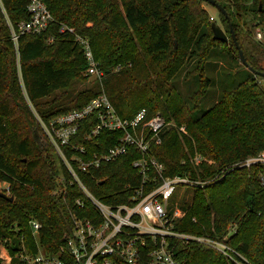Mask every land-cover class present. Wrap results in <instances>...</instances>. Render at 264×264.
Wrapping results in <instances>:
<instances>
[{"label":"trees","instance_id":"1","mask_svg":"<svg viewBox=\"0 0 264 264\" xmlns=\"http://www.w3.org/2000/svg\"><path fill=\"white\" fill-rule=\"evenodd\" d=\"M44 1L53 21L41 34H21L16 46L10 23L17 27L29 19L30 0H0V181L14 197L10 201L0 194V239L12 242V264H23L16 255L23 246L37 251L30 219L41 222L39 240L45 249L56 252L72 228L73 213L93 209L75 205V197L81 196L76 185L54 192L65 169L35 112L48 122L82 108L101 92L123 118L146 108L149 116L161 112L173 122L164 129L162 143L150 147L165 175L210 180L193 188V202L185 206L175 229L217 240L229 235L227 243L245 256L246 264H264V163L244 165L264 152L260 76H247L203 114L199 103L208 79L203 76L189 101L172 84L188 64L193 68L187 77L202 74L214 48L233 55V47L238 53L227 17L219 11L229 36V42H222L213 37L217 21L205 6L212 5L204 0ZM216 1L228 12L249 64L264 71V43L255 37L257 28H264V0ZM77 35L90 40L105 75L92 87L74 92L78 82L89 78ZM84 132L77 142L91 152L108 151L122 134L106 131L90 141L83 138ZM196 154L203 157L198 164ZM139 157L140 150L130 146L127 154L88 175L87 185L107 203L126 202L140 183L132 165ZM173 246L184 264H230L205 244L176 240Z\"/></svg>","mask_w":264,"mask_h":264},{"label":"built area","instance_id":"2","mask_svg":"<svg viewBox=\"0 0 264 264\" xmlns=\"http://www.w3.org/2000/svg\"><path fill=\"white\" fill-rule=\"evenodd\" d=\"M27 11L29 19L11 26L12 40L18 45L21 34H41L51 21L52 13L44 0H30ZM214 20V17L211 16ZM62 27L61 31H65ZM255 37L264 43V32L256 30ZM53 37L50 41H53ZM76 40L83 46L87 61L85 74L102 79L105 72L100 69L91 42L77 35ZM36 118L54 147L59 163L64 167L58 177L55 193H64L76 185L81 196L75 197V205L91 210L73 213V225L65 236V243L56 252H49L39 240L42 224L30 219L29 224L36 236V252L25 246L17 252L23 264H184L175 254L173 241L196 242L208 245L221 252L230 264H246L243 254L232 248L228 236L217 240L209 236L183 233L175 229L176 223L186 214L185 205L170 201L179 186L204 187L210 180H198L189 176L165 175V167L150 155L153 142L162 143V133L173 122L161 113L149 116L142 108L135 117L123 118L105 92L92 98L82 108L71 110L44 121L37 112ZM183 130V127L179 128ZM85 130L83 138L92 141L103 132L121 131L116 145L106 152H91L78 143L79 133ZM140 150L141 157L132 162L137 169L140 183L134 186L126 202L107 203L89 188L86 177L104 163L116 161L129 151L130 146ZM198 164L203 157L196 154ZM263 162L264 152L250 158L244 165ZM3 184L4 192L10 195L8 184ZM128 187V186H126ZM0 191H3L0 189ZM12 242L8 237L0 239V262L12 264L10 253Z\"/></svg>","mask_w":264,"mask_h":264},{"label":"rangeland","instance_id":"3","mask_svg":"<svg viewBox=\"0 0 264 264\" xmlns=\"http://www.w3.org/2000/svg\"><path fill=\"white\" fill-rule=\"evenodd\" d=\"M205 6L211 13L210 15L216 18L217 24L224 29L220 21L219 11L213 6L207 4H205ZM257 29H261L264 32V28L262 29V27H258ZM231 49L232 54L237 58L231 54H226L222 47L214 48L204 65L202 74L195 73L187 77V72L193 68L191 63L185 66L182 72L178 73L172 79V84L186 101H189L190 96L200 89L203 76L210 81L206 89V94L199 103V111L202 114L211 108L221 98L225 91L235 88L247 76L253 73L241 62L238 53H236V51L233 52V47H231ZM95 79V77H89L87 81L78 82L74 88V92L92 87L95 84ZM259 79L264 86V77H259ZM28 104H30L34 111V104L30 101H28ZM0 189L4 191L2 183H0ZM193 194V188L179 186L170 201L178 202L180 206H182V204L185 206L190 205L193 202Z\"/></svg>","mask_w":264,"mask_h":264},{"label":"water","instance_id":"4","mask_svg":"<svg viewBox=\"0 0 264 264\" xmlns=\"http://www.w3.org/2000/svg\"><path fill=\"white\" fill-rule=\"evenodd\" d=\"M204 1L210 3L218 11H220L221 13H223L227 17L228 23H229V28H230V35H231L232 40L235 43V46L237 48V51H238L239 58H240L241 62L251 72H253L257 76L264 77V71L256 70L247 61V58H246V56H245V54H244V52H243V50L241 48V45H240V43H239V41L237 39V36H236L235 30H234L233 24L231 22L230 16H229L228 12L226 11V9L221 4H219L216 0H204ZM212 29H213V37H214V39L219 40V41H222V42H229V36H228V34L225 32V30L220 25H218L217 23L214 22L212 24ZM0 194H1V196L9 199L10 201H13L14 200V197L12 195H8L4 191H0Z\"/></svg>","mask_w":264,"mask_h":264}]
</instances>
